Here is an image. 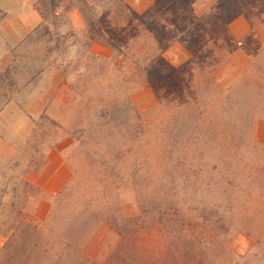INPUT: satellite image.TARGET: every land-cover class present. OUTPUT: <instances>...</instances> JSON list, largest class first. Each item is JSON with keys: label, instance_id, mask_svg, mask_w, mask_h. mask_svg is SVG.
I'll list each match as a JSON object with an SVG mask.
<instances>
[{"label": "rangeland", "instance_id": "374dc122", "mask_svg": "<svg viewBox=\"0 0 264 264\" xmlns=\"http://www.w3.org/2000/svg\"><path fill=\"white\" fill-rule=\"evenodd\" d=\"M49 1L44 0V3L49 4ZM55 1L66 3V0ZM78 2L79 0H73V7ZM118 2L119 0H100L94 8L97 19L103 10L99 6L114 9L113 17L104 26L106 34L118 49L116 52L111 49L110 57L100 56L109 61L95 62L88 59L91 45L86 38L87 24L78 10L68 12V4L59 8L56 13L51 8L48 9L46 25L15 50L18 84V93L15 96L26 87L38 84L45 73L51 74L46 79L45 86L51 87L59 79L66 86L62 94L63 101L57 102L53 112L60 118V121H55L61 129L50 130L49 135L44 138H41V131L36 134L32 131L23 141L17 140L21 147L18 157L24 162L32 157L43 159L50 145L63 139L66 132H71L76 127L90 130L92 123L96 122L93 114L98 106L110 112L111 122L104 127L96 122L94 129L90 130L91 137L86 134L80 143L71 139L73 143L65 155L72 178L65 189L56 195L43 194L38 200L33 195V198L25 199L27 192L17 177L22 174L26 165L16 173L8 171L9 168L2 171L6 172V176H0V238L3 242L0 247L6 244V237L13 233L15 211L25 207L23 212L28 214L31 222L41 225L50 222L55 234L75 238L89 260L97 264H107L110 256L119 248L121 237L110 228L105 222L106 219L114 220L112 215L121 213L125 219H118L117 224L124 229L137 231L126 244L128 254H133L141 246L147 227L160 221L159 217H154L144 224L133 225L131 221L141 215V208L173 205L181 208L186 218H211L219 219L222 224L226 223L231 230L226 236L229 248L241 261L240 264H264V243L261 246L256 245L246 235L252 230L246 221L263 208L264 204L247 202L236 195L239 191L252 190L254 181L242 183L240 179L234 180V172L229 174L228 179L224 177L223 132L217 133L222 135L216 139L212 150L208 148L210 145H206L208 141L204 138L199 141L194 137L190 143H185L189 136L188 127L184 123L187 114H174V123L169 119V114L173 111L169 113L162 109L152 88L138 89L144 81L137 82L138 77H135L129 67L116 68L112 63L115 56L123 59L129 53L142 60L144 48L150 44L149 35L144 32L141 23L133 18L126 19L123 14L122 17L118 15L122 11ZM76 11L80 13L85 26L81 31H75L71 27V14ZM256 22L258 24L259 19ZM73 33L75 35L71 37ZM1 47L0 36V49ZM246 48L250 53L256 48V42H249ZM192 78L197 79V76L191 74L190 79ZM242 81L243 78L230 88L237 87ZM215 82L223 89L216 78ZM69 84L74 89H70ZM147 89L151 90L156 99L154 108L133 102L137 94ZM221 97L216 93L209 94L203 89L197 93L201 106L209 108V115L218 123L219 131H223V116L215 112V118L212 113L215 108L219 110L223 106ZM128 98L141 115V120L135 118L126 108L124 103ZM235 99L238 108L248 111L254 108L255 96L252 90L240 93ZM148 100L149 96L143 95L138 102L145 103ZM163 120H166V125L162 124ZM260 120L264 118L258 122ZM139 125L143 129L142 133L136 140H131ZM167 130H171V157L163 155ZM168 160L172 161L175 170L166 169ZM216 165L219 166L217 170L213 168ZM228 182L232 183L230 188L227 187ZM232 191H235L236 197H229ZM42 200L50 203L46 212L39 208ZM12 204H16L13 210ZM240 227L242 230L237 231ZM154 231L158 237L159 229ZM257 233H253L256 239ZM23 235L25 236L24 233ZM24 236L17 234L13 245H19ZM134 239L136 240L133 241ZM249 249L248 253L240 256ZM7 260L8 258H1L0 264H7Z\"/></svg>", "mask_w": 264, "mask_h": 264}, {"label": "trees", "instance_id": "16d2710c", "mask_svg": "<svg viewBox=\"0 0 264 264\" xmlns=\"http://www.w3.org/2000/svg\"><path fill=\"white\" fill-rule=\"evenodd\" d=\"M99 1L79 0V4L73 7V0H66L64 4L57 3L55 0H50L49 4L44 3V0H38L37 8L44 19L41 28L47 23L48 9L51 8L56 13L59 8L68 4V12L78 10L82 14L87 24L86 38L90 45L98 44L116 52L118 48L106 34L104 26L113 17L114 9L99 6L103 9L102 14L99 19L95 18L94 8ZM194 2L195 0H160L146 14L138 15L123 0H119L118 7H121L122 11L118 15L122 17L121 14H123L126 19L133 18L141 23L146 30L144 32L149 35L150 44L144 48L142 60L129 53L123 59L115 56L112 63L116 68L129 67L128 69L135 77H138L137 82L144 81L138 89L152 88L162 109L169 113L173 111L169 114V119L174 121V116L178 112L187 114L184 123L188 127L189 136L185 143H190L194 137L199 141L204 138L208 141L206 145H210L208 148L212 150L216 139L222 135L217 133L223 132L224 177L228 179L229 174L234 172V180L240 179L242 183L254 181L252 190L239 191L236 195L247 202L264 204V145L258 144L253 139L256 123L264 118V37L261 39L253 36L247 41L246 45L255 41L256 48L250 52L253 61L240 85L235 88L221 89L217 86L214 76L215 72L227 64L233 54L239 50V44L233 41L229 33V24L240 16L246 17L253 25L257 19L264 21V0H218L213 10L202 19L197 18L193 13ZM74 35L73 33L70 36L74 37ZM175 41L182 42L192 55L191 60L180 67L172 66L163 56ZM12 53L13 64L0 72V111L18 93L15 50H12ZM87 56L95 62L109 61L90 51ZM191 74L196 75L197 79H190ZM68 87L74 89L70 84ZM202 89L209 94L216 93L218 97L222 96L220 100H223V106L219 110L215 108L212 115L215 116L217 112L219 116H223V131H219L218 123L209 115V108L201 106L197 93ZM246 90H252L255 96L252 114L251 110L238 108V102L235 99ZM124 104L135 118L141 120V115L130 98L126 99ZM98 107L93 114V120L103 127L109 125L110 112L102 106ZM93 123L92 130L95 127ZM162 124L166 125V120H163ZM56 129H61L59 124L44 113L35 122L33 133L41 131V138H44L49 135L50 130ZM135 129L131 140H136L143 131L141 125ZM90 130L76 127L71 132H66L64 138L80 143L86 134L91 137ZM170 133L171 130H167V136H165L167 140L163 155L166 157H171L173 151L170 150L173 147L169 141ZM54 146L56 143L50 145V148ZM20 151L21 147L18 146L17 158L11 163L8 171L16 173L26 165L25 170L17 178L27 192L25 199L29 200L36 196L34 198L38 200L43 193L30 184L26 176L31 171L42 170L47 164V158L45 156L38 160L32 157L24 162L18 157ZM165 167L175 170L171 160L166 162ZM213 168L217 170L219 166L216 165ZM0 176L5 177L6 172H0ZM231 185V182L227 183L228 188ZM229 197H236L235 191H232ZM15 206L16 204H12V210ZM25 209L22 207L15 211L13 233L10 237H6V244L0 247V259L8 258L7 264H97L85 256L75 238L55 234L50 227V222L44 225L31 222L28 214L24 213ZM54 215L53 213V217ZM112 216L114 220L106 219L105 222L121 237V244L110 256L107 264H240L241 262L229 248V241L226 239L231 230L219 219L186 218L181 208L173 205L143 207L141 215L131 221L133 225L144 224L154 217H159L160 221L147 227L141 246L134 250L135 253L128 254L126 244L128 240L133 239L137 231L124 229L117 224L119 220L125 219L121 213ZM246 224L252 229L246 235L252 238L256 245L261 246L264 243V207L249 218ZM48 227H50L49 233H47ZM156 228L159 229L158 237L154 231ZM240 230H242L241 227L237 231ZM256 231L257 239L253 236ZM17 234H21L24 238L19 245L14 246Z\"/></svg>", "mask_w": 264, "mask_h": 264}, {"label": "crops", "instance_id": "0c3cea01", "mask_svg": "<svg viewBox=\"0 0 264 264\" xmlns=\"http://www.w3.org/2000/svg\"><path fill=\"white\" fill-rule=\"evenodd\" d=\"M123 1L136 14L144 15L160 0ZM217 2L218 0H195L192 6L194 15L199 19L205 18ZM37 4L38 0H0V14L2 15L0 19L2 40L0 72L5 71L13 64L12 50L19 48L29 36L43 25L44 19L37 8ZM71 21L73 30L81 31L85 28L79 12L76 11L71 14ZM259 22V25L257 22H254L253 25L246 17L240 16L229 24V33L233 41L239 44V50L215 74L217 82L223 89L234 86L249 71L253 56L247 51L246 43L253 36L261 39L264 37V21ZM90 51L104 57H110L112 53L111 49L98 44L91 45ZM163 56L174 67H180L192 58L191 53L180 41L172 43ZM50 76L51 74L48 73L43 74L38 84L26 87L0 111V172L6 171L17 158L19 146L17 140L22 141L28 137L35 128V122L44 113L54 120L60 121V118L53 112L57 107V102L63 101L62 94L66 90V86L62 83V79L57 80L56 84L51 87L45 86V81ZM39 87L40 90H38ZM143 95L149 96V105H147L148 102H138V99ZM133 102L141 106L153 108L156 106V99L151 90L148 89L137 94L133 98ZM255 141L264 145V120L257 123ZM72 143L69 138L60 139L56 146L47 152L45 167L40 171H31L27 174L26 180L39 188L44 195H56L63 191L70 182L72 171L65 154ZM39 204V208L46 212L50 203L42 200ZM0 245H3L1 238ZM250 249L241 253L240 256L248 253Z\"/></svg>", "mask_w": 264, "mask_h": 264}]
</instances>
